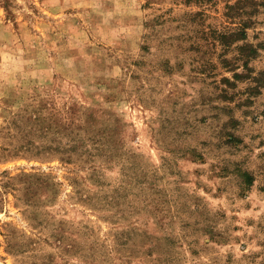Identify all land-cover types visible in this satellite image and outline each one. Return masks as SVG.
Wrapping results in <instances>:
<instances>
[{
  "label": "rangeland",
  "instance_id": "374dc122",
  "mask_svg": "<svg viewBox=\"0 0 264 264\" xmlns=\"http://www.w3.org/2000/svg\"><path fill=\"white\" fill-rule=\"evenodd\" d=\"M0 264H264V0H0Z\"/></svg>",
  "mask_w": 264,
  "mask_h": 264
}]
</instances>
